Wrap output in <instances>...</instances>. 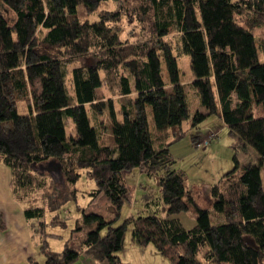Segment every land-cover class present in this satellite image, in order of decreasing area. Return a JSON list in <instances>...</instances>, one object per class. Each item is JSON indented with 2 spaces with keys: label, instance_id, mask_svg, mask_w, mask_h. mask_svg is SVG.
Instances as JSON below:
<instances>
[{
  "label": "trees",
  "instance_id": "16d2710c",
  "mask_svg": "<svg viewBox=\"0 0 264 264\" xmlns=\"http://www.w3.org/2000/svg\"><path fill=\"white\" fill-rule=\"evenodd\" d=\"M108 1L113 8L89 22ZM260 27L264 0H0V164L36 250L27 264L80 255L116 264L129 226L135 244L168 264H264V42L259 61L252 35ZM173 51L189 57L190 82L179 80ZM213 115L232 148L250 147L256 159H233L208 210L168 148L185 136L197 147L198 126ZM132 170L157 177L163 217H122V175ZM80 172L95 186L83 207ZM65 203L78 217L51 251L47 240L62 238L47 228H66ZM179 213L193 227L172 218Z\"/></svg>",
  "mask_w": 264,
  "mask_h": 264
},
{
  "label": "rangeland",
  "instance_id": "374dc122",
  "mask_svg": "<svg viewBox=\"0 0 264 264\" xmlns=\"http://www.w3.org/2000/svg\"><path fill=\"white\" fill-rule=\"evenodd\" d=\"M112 9L113 4L111 1L102 2L97 9L90 14L88 17L89 22H94L97 20L96 14L100 9ZM252 35L258 49L259 61H261V44L264 42V27L256 28L252 30ZM125 38L124 35L121 36V39ZM171 44L174 43V37L170 36L165 39ZM173 56L176 57L175 51L172 52ZM177 68L179 72V80L182 83L190 82L193 79L192 73L189 67V57L181 56L176 57ZM162 78L166 80V75L164 67H161ZM66 88L68 94L72 95V90L70 91L69 79H66ZM107 96V95H106ZM117 105H115L116 107ZM147 117L148 121L151 124V115L150 110L147 108ZM207 124V125H205ZM207 126V129H204ZM71 127V124H69ZM200 136H205L208 129L213 130L216 137L210 140L208 144L202 145L199 144L197 147L189 145L186 147V142H188V137H183L180 141L169 146L168 150L171 156L174 159L173 169L176 171H182L185 177V185L187 188L194 189V196L201 208L210 209L209 201L210 199V188L213 184L216 183L218 177H222L226 172L230 171L233 167V159L236 160L239 166L246 163H255L256 153L250 147L245 148L244 150H235L232 148L231 141L227 136L226 129L222 126L219 119L216 116H211L204 123L199 126ZM205 141V140H204ZM203 141V142H204ZM122 180L125 187L129 191V204H124L122 212L124 213L127 208L130 209L129 213L133 216L135 215H156L158 217H163L165 213V207L160 201V191L157 184L156 176H145L139 174L137 171L132 170L129 172H124L122 175ZM137 185L140 187L135 192L132 190V186L137 188ZM58 188H62V185H58ZM56 187V188H57ZM76 189L79 191L76 198V205L83 207L85 205L84 199H86L85 194L90 192L91 189H94V184L92 181L86 179L83 173L80 172V178L76 182ZM58 188L56 189V194H58ZM208 188V191L205 189ZM53 195L52 202H58V195ZM148 197V198H145ZM146 200V201H145ZM146 202V205L144 204ZM147 206V207H146ZM59 218L63 220L66 224L65 229L47 228V231L52 234L61 236L62 239H52L47 240L48 249L51 251H60L64 240L66 238L68 230L72 227L74 220L78 217L75 212L73 203H65L61 205L58 209ZM46 215V219H48ZM172 218H176L184 229H190L194 225V221L190 219L185 213H179L173 215ZM130 226L125 232V237L123 243L122 254L131 257L133 252L132 249L127 246L126 240L129 236ZM136 250H153L150 246H147L146 249L141 248L138 245H134ZM122 250V249H121ZM120 250V251H121ZM119 251V252H120ZM136 252V251H134ZM118 253V252H117ZM116 253V254H117ZM115 254V255H116ZM120 254V253H119ZM118 256V255H117ZM40 263L41 258L39 257ZM161 264H167L163 259Z\"/></svg>",
  "mask_w": 264,
  "mask_h": 264
},
{
  "label": "crops",
  "instance_id": "0c3cea01",
  "mask_svg": "<svg viewBox=\"0 0 264 264\" xmlns=\"http://www.w3.org/2000/svg\"><path fill=\"white\" fill-rule=\"evenodd\" d=\"M213 116H216L217 119H219L217 115H213ZM210 117H208L207 119H209ZM207 119H205L202 123H204ZM219 121L221 122L220 119ZM221 124L225 128L222 122ZM199 126H198V133H199L200 144L203 145V141L207 140V138L210 137L212 134L214 135V137H216L215 133L211 129L207 130L205 136H200ZM204 129H207V126H205ZM187 135H189V132L187 133ZM208 143L210 142H207V144ZM185 145L186 147L187 146L189 147L190 145L189 140L188 142H186ZM220 178L221 177H218L217 181ZM9 180H10L9 169L4 165L0 164V264H27V260L29 258L36 257V250L33 246L32 240L30 239L27 225L22 215L21 207L17 203H15L12 199V195L8 186ZM138 188H140L138 185L137 188L135 186H132V190H134L135 192L139 191L137 190ZM188 189L192 191L194 201L198 205L194 196L195 194L194 189L192 187ZM205 189L208 191V188ZM127 192H128L127 197L129 198L128 189ZM209 203H211V201H209ZM126 204L129 203L126 202ZM129 208H127V210H125L124 213L122 212L123 218L132 215L131 213H129L130 211ZM126 243L127 246L132 249L133 254L129 258H127L128 256L122 254L123 247L125 245L123 243L122 250L118 252L116 255H114V260L116 264H161L162 263L161 262L162 260L160 259L163 258L160 257L151 246L150 247L153 250H143V251L136 250L134 245L137 244H135L131 240L130 232L126 240ZM147 246L141 248L146 249ZM163 260L168 264V262L165 259ZM72 264H98V263L88 258L86 255H80L77 258V260Z\"/></svg>",
  "mask_w": 264,
  "mask_h": 264
},
{
  "label": "built area",
  "instance_id": "2783aa9c",
  "mask_svg": "<svg viewBox=\"0 0 264 264\" xmlns=\"http://www.w3.org/2000/svg\"><path fill=\"white\" fill-rule=\"evenodd\" d=\"M213 137H214V135L212 134L210 137L207 138V140H205V141L203 142V144H204V145L207 144V142L209 141V139H211V138H213Z\"/></svg>",
  "mask_w": 264,
  "mask_h": 264
}]
</instances>
